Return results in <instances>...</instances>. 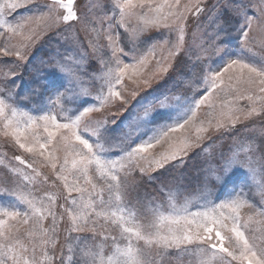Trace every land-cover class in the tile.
I'll return each instance as SVG.
<instances>
[{
    "label": "rangeland",
    "instance_id": "374dc122",
    "mask_svg": "<svg viewBox=\"0 0 264 264\" xmlns=\"http://www.w3.org/2000/svg\"><path fill=\"white\" fill-rule=\"evenodd\" d=\"M122 2L123 0H74V7L79 19L62 26L59 32H46L32 45L26 60L21 61L15 55L0 54V98L5 99L6 103L11 104L17 110L16 117H12L11 109L6 110L9 119H25L20 113L34 116L39 125L36 131L46 135L43 133L44 122L39 120V116L55 115L63 122L64 112L59 109L61 108L60 102L64 97L69 100L73 97H81V99L88 97L91 101L86 106L94 104L99 107L96 96L101 91V84L107 78L109 70L115 66L114 60L108 61L111 58V51L107 30L115 24L114 20L110 24V18L118 14L117 5ZM154 2L163 3V0H154ZM188 2L189 0H182V3ZM250 2L251 0H204V4L201 5L204 9L203 12L199 15L194 12L188 13L183 33L184 40L177 53L179 59L168 57V53L162 52L159 47L155 48L154 53L149 52V60L152 55L157 57L163 55L174 62L175 67L167 76L158 81H152L151 88L147 91L143 85L139 89L129 86L125 90L127 105L116 101L114 106L91 114L92 127L97 126L95 123L97 120L107 117L104 126L100 128L99 137H93L94 143L102 145L100 154L105 159H119L123 154L122 147L130 140L139 143L154 135L160 128L171 126L177 122V117L183 116L185 109L192 103L193 97L199 99L200 96L205 95L208 87L205 77L210 75V69L219 71L230 59L238 56L257 64L264 59V48H261L259 43L262 36L256 30L255 24L250 33V50H241L237 41L238 34L235 29L237 24L234 25V21L237 19L234 16V9L241 3L247 7ZM40 10V0H34L27 7L16 10L12 20L15 21L20 17L33 14L39 15ZM226 13H228L229 25L225 22ZM247 14L255 16L256 11L247 7ZM232 24L233 27L230 29ZM0 31L3 29L0 28ZM124 33V29L116 27L110 34L118 40L121 46H126V42L121 39V35ZM167 35L166 30L153 31L146 34L143 38L144 43L149 45L156 41L163 42ZM179 35L178 31L174 33L173 41ZM227 41H231V43ZM9 43L16 45L17 40L13 39ZM62 43L66 45V49H63ZM4 46V41L0 38V47ZM127 47L130 45L126 46V50ZM103 49H106L110 56L104 57ZM144 50L147 51V48L145 47ZM172 50L176 51V49ZM37 54L39 57L32 60L31 58ZM57 54L61 55L62 60L56 57ZM45 60L48 61L47 64L52 72L56 74L57 71L61 79L59 80L57 77L51 79L44 102L39 107L27 106L37 97V94H33V90L30 89L32 87L28 83H31L32 77L38 72L39 65L42 66ZM125 62H129V60L125 59ZM152 63L155 67V62L152 61ZM60 67L63 68L62 72ZM18 75L20 77L15 78ZM225 82L227 83V75H225ZM65 88L70 90L65 92ZM153 89L160 93L155 99L152 95ZM133 91H137L136 97L132 96ZM103 92L107 93L106 87ZM212 103L215 105L214 108L203 105L196 110L197 116L193 121L195 127L191 129L190 134L183 130L173 134L172 142L177 145L185 139L194 141L197 135L201 139L197 147L189 151L182 160L172 162L171 166H166V168L172 167L171 173L168 172V176L172 178L164 179L165 182L162 183L161 180L165 177L157 174L163 169H156L155 165H153L154 172L150 175H142L138 170L130 173L127 177V187L121 194L122 202L119 206L125 209L126 214L130 213L135 216V222L144 226L145 234L148 231H154V229H149V226L155 223V217L160 213L167 215L173 205L175 207L187 205L193 211L200 208L208 201L215 200L219 191V183L215 176L223 175L222 169L217 167V161L223 153L224 157L228 159L235 157L250 161L251 168L256 170L254 179L250 170L247 177L236 170V176L233 179L239 180L238 190L242 191L243 198L253 206L246 205L241 209L242 218L252 217L249 228L246 229V235L255 237L259 243L264 238L261 232L263 230L261 224L264 226V217L254 215V213L256 210L264 208V199H262L261 193V187L264 186V175L260 172L261 165H264V134H261L264 130V112H260L258 108L257 114L252 117L241 118L236 121L234 126L229 124L218 128L215 117L221 111L220 106L225 103L226 107L223 110L228 111L232 108V98L224 93L213 94ZM238 104L245 109L251 106L246 100L238 101ZM125 108H127L126 112ZM146 109L147 115H145ZM157 111L170 113L171 119L158 118L152 122V117ZM235 115H239V113H235ZM183 118L186 119L187 116H183ZM3 126L4 119L0 118V207L15 203L23 210L25 205L19 200V196L23 194L29 198L35 197L38 203L41 201L45 204L50 203L56 214L55 225H53L50 216H46L42 221V226L50 230L51 240L57 247L53 253L51 251L53 244L50 243L46 246L41 244L43 237L34 221H30L28 225H19L21 238L29 248V258L32 256V247L35 245L37 260H41L44 252L53 258L48 264H61L59 257H63V264H74L78 260L79 264H91L93 258L103 257L107 261L109 256L115 255L117 247H127L128 240L121 235L122 229L118 224H114L110 217L95 215L92 208L88 207L90 203H93L97 205L96 211H103L100 200H109L105 180L99 176L94 166L88 170L87 177L84 174L61 172L59 164L54 170L51 163L44 157L28 153L19 148V145L11 137H5ZM197 127L205 131L197 133ZM256 133H259L260 135H258L263 138L256 136ZM167 147V144L163 148L158 145L152 151L160 154ZM58 155L59 163L62 164L64 153L61 152ZM17 156H20L24 163L16 160ZM71 159L72 157H69V167ZM58 175H68L70 185L84 189L83 193L73 191L69 196L64 182L58 178ZM165 175L166 173L163 176ZM130 176L134 178H130ZM133 179L137 180L138 185L132 187ZM149 180L150 184L147 186L150 189L146 190L142 184ZM183 182L187 183L183 192L174 186L167 190L164 188L170 184ZM92 185L96 186L95 189ZM158 187L161 193L154 196V191ZM231 187L229 185V188ZM102 189L103 191H101ZM256 196L263 201L257 202ZM53 198H55L54 202ZM73 198L77 201L75 205L70 203ZM112 199L115 200V193H113ZM60 205H64V207L61 208ZM69 207L76 211L85 210L87 219H82L80 222L84 228L83 231L72 230L71 220L66 211ZM115 208L114 203L109 211L115 210ZM24 229L33 231L35 235L28 237ZM72 239L74 242L69 241ZM132 243L133 246L143 250L146 264H160L164 260H156L147 256L146 249H149L148 254L153 256L154 252L158 251L155 249L157 246L146 245L144 241L137 242L134 239ZM77 244H81V246H77ZM84 246L93 247L94 250L91 252L90 249H84ZM154 249L155 251H153ZM77 251H80V259L73 261L74 253ZM189 255L191 254L181 251L173 260L191 262V258L187 257ZM192 256L200 259L194 253Z\"/></svg>",
    "mask_w": 264,
    "mask_h": 264
},
{
    "label": "snow or ice",
    "instance_id": "6c2138e0",
    "mask_svg": "<svg viewBox=\"0 0 264 264\" xmlns=\"http://www.w3.org/2000/svg\"><path fill=\"white\" fill-rule=\"evenodd\" d=\"M32 2L34 0H0V28L3 29L0 31V38L5 45L0 47V54L15 55L21 61L26 60L32 45L46 32H59L62 26L79 19L74 0H40L39 15L33 14L12 20L16 10L27 7ZM202 4L204 0H189L188 3H182V0H163V3H155L154 0H123L122 3H118V14L110 18V24L113 20L115 24L107 30L111 59L114 60L115 66L109 70L107 78L101 84V91L96 96L99 107L94 104L86 106L90 101L81 100L76 112L67 115L63 122L55 115L39 116V120L44 122L43 133L46 135L36 131L39 125L34 116L20 113L25 119H9L6 110L11 109L12 117L17 116V110L6 103L5 99L0 98V118L4 119L3 135L11 137L19 148L44 157L54 170L59 164L61 172L69 174L78 173L87 177L88 170L94 166L99 176L105 180L109 200H100L103 211H96L97 205L93 203L88 207L92 208L97 216L112 218V222L122 229L121 235L128 240V245L123 248L117 247L115 255L109 256L107 261L103 257L93 258L91 264H146L143 250L133 246V239L162 249H193L194 254L200 257L194 264H264V238L258 243L255 237L246 235L252 217L244 219L241 216L242 208L246 205L253 206L243 198L242 191L238 190L239 180L233 179L236 170L246 177L250 170L253 179L255 178L256 170L251 168L248 160L235 157L228 159L222 153L217 161V167L222 169L223 175L215 176L219 183L215 200L208 201L194 211L187 205L183 207L173 205L167 215L160 213L155 217V223L149 226V229L154 231H148L147 234L144 226L135 222V216L126 214L125 209L119 206L130 173L138 170L142 175L153 174V165L156 169H165L166 166H171L172 162L182 160L189 151L197 147L201 139L199 135L196 140L185 139L179 145L172 142V136L181 130L190 134L191 129L195 127L193 121L197 116L196 110L203 105L215 107L212 103L213 94L224 93L232 98V108L228 111L223 110L226 107L225 103L220 106L221 111L215 117L218 128L229 124L234 126L237 120L248 119L257 114L258 108L260 112H264V59L257 64L238 56L230 59L219 71L210 69V75L205 77L208 83L206 93L199 99L192 98V103L183 113V116H187L186 119L183 116L177 117V122L173 125L160 128L154 135L139 143L130 140L122 147L123 154L119 159H105L100 154L102 145L93 142V137H99L100 128L104 126L107 117L97 120L95 122L97 126L92 127L91 114L114 106L116 101L127 105L125 90L129 86L139 89L143 85L147 91L151 88L152 81L167 76L175 67L174 62L163 55L159 57L152 55L149 60V52L154 53L155 48L159 47L162 52L168 53V57L179 59L177 53L184 40L183 33L188 13L194 12L199 15L204 11ZM247 7L255 9L256 15L248 16ZM247 7L241 3L234 9L239 47L241 50H250V33L255 24L256 30L262 36L260 46L264 48V0H251ZM116 27L125 30L121 39L126 42V46L130 45L127 50L126 46H121L110 34ZM161 30H166L168 34L163 42L156 41L154 44L145 45L143 38L146 34ZM177 31L180 35L173 41V34ZM13 39L17 40L16 45L9 43ZM145 47L147 51L144 50ZM125 59L129 62H125ZM152 61L155 62V67ZM60 71H63L62 67ZM105 87L106 94L103 92ZM69 90L65 88V92ZM152 95L155 99L160 93L153 89ZM132 96L136 97L137 91H133ZM241 100L248 101L251 106L247 109L240 107L238 101ZM124 111L126 112L127 108ZM158 118L171 119V114L157 111L152 117V122ZM196 131L200 133L205 130L197 127ZM165 144L168 147L164 152L157 154L152 151L158 145L163 148ZM61 152L64 153L62 164L59 163L58 155ZM69 157H72L70 167ZM15 159L24 163L20 156ZM260 172L264 175V165H261ZM58 178L64 182L69 196L73 191L83 193L84 189L70 185L68 175H58ZM229 185L232 187L229 188ZM92 187L95 189L96 186ZM261 193L264 199V186L261 187ZM19 200L25 205L23 210L15 203L0 207V264H41V261L48 264L53 258L44 252L41 260H37L35 245L29 258V248L21 238L19 225H28L30 221H34L43 237L41 244L46 246L51 243L54 246V241L49 235L50 230L42 226V221L46 216H50L55 225L56 214L50 203L45 204L43 201L38 203L35 197L29 198L21 194ZM70 203L75 205L77 201L73 198ZM114 203L115 210L109 211ZM60 207L63 208L64 205ZM66 211L71 220L72 230L83 231L80 222L87 219L85 210L76 211L69 207ZM254 215L264 217V208L256 210ZM24 232L28 237L35 235L33 231L27 229H24ZM58 259L63 264V257Z\"/></svg>",
    "mask_w": 264,
    "mask_h": 264
},
{
    "label": "trees",
    "instance_id": "16d2710c",
    "mask_svg": "<svg viewBox=\"0 0 264 264\" xmlns=\"http://www.w3.org/2000/svg\"><path fill=\"white\" fill-rule=\"evenodd\" d=\"M227 15H228V13H226V16H225V22H226V24L229 25V22L230 21H229V18H228ZM236 24H237V21H234V25H236ZM232 27H233V24L231 25L230 29ZM61 46H63V49H66V45L64 43H62ZM102 53H103V56L104 57L110 56L106 49H103ZM37 55L36 56H33L31 59L34 60V58L36 59L37 57H39V54H37ZM56 57L58 59L62 60L61 55L57 54ZM110 60H111V58H109L108 61H110ZM10 62L13 63L12 61H10ZM47 62L48 61L45 60L42 66L39 65L38 72L32 77L31 83H28V85L30 87H32L30 89L33 90V94H37V97L32 102H30L29 104H27V106L39 107L44 102L45 93H46V90L48 89V85L51 84V82H50L51 79L53 77L54 78L57 77L59 80L61 79L59 77V74L57 73V71H56V74L54 72H52V70L49 68V65L47 64ZM19 77L20 76L18 75L15 78L18 79ZM81 100H89V101H91L88 97H85V98H82V99H81V97H73L70 100L68 98H65L64 97L61 100V102H60L61 103V108L59 110H62L64 112V117H66L69 114L75 113L76 112V109L79 106ZM258 134L259 133H256V136H259L260 135V134L259 135ZM259 137L263 138L262 136H259ZM263 140H264V138H263ZM263 161H264V154H263ZM171 168L172 167H167V168L161 170L159 172V174H157V175H162V177H165V178H163L161 180L162 183L165 182L164 179H170V178H172V177H169L168 176L169 175L168 172L171 173ZM165 173H166V175L163 176ZM176 173L178 174V172H176ZM130 178H134V177L130 176ZM149 184H150V180L147 181V182H145L144 184H142V186H145L144 188L147 190L148 188L150 189V187L147 186ZM131 185H132V187L135 186V185H138L137 180L133 179V181H131ZM172 186H174L177 189H180V192H183V188L184 187H187V183L186 182H183V183L170 184L169 186H165L164 188L167 190V189H171ZM159 193H161V191H159V187H158L154 191V196H158ZM130 194H132V191H130ZM154 201H156V200H154ZM256 201L257 202H261L263 200H261L258 196H256ZM261 228L263 230L262 231L260 230V231L263 233V236H264V226L262 224H261ZM69 241L70 242H74L73 239L72 240H69ZM77 246H81V244H77ZM56 249H57V247H55V246H53V249L51 247L52 253ZM84 249H86V250L87 249H90L91 252L94 250L93 247L87 248V246H84ZM155 249L156 250L158 249V251H155ZM155 249L153 250V251H155L153 256H151V255L148 254V252H150L149 249H146L147 250L146 251V254L150 258H154L156 260H162V259H164L163 261L160 262V264H194L195 261H198V259L196 257L192 256V254L194 253V250L193 249H187V250H184V249H176V248L162 249V248H159V247H157ZM181 251L184 252L185 254H191V255H189L187 257H190L192 261L191 262H189V261L178 262V261L173 260V259H175V257H177L179 255V253H181ZM191 251H192V253H191ZM79 253H80V251H77L76 253H74V260L73 261L80 259L79 258ZM52 255H54V254H52ZM74 264H79V260L77 262H75Z\"/></svg>",
    "mask_w": 264,
    "mask_h": 264
}]
</instances>
